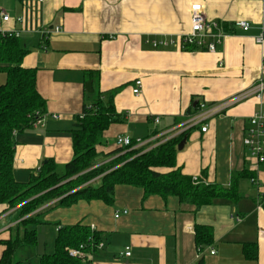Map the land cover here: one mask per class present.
Listing matches in <instances>:
<instances>
[{"label": "crops", "instance_id": "0c3cea01", "mask_svg": "<svg viewBox=\"0 0 264 264\" xmlns=\"http://www.w3.org/2000/svg\"><path fill=\"white\" fill-rule=\"evenodd\" d=\"M197 2L224 33L214 52L151 44L187 33L190 8ZM6 14L9 20H3ZM239 20L250 28H240ZM0 31L19 32L28 51L22 64L37 69L45 112L60 116L48 115L15 134L13 171L20 182L47 160L62 168L72 159L77 116L98 97L122 118L105 133L112 142L109 151L117 135L148 137L176 124L199 103H218L264 79V42H257L264 35L262 0H0ZM137 79L142 80L138 97L132 91ZM89 80L92 92L86 90ZM260 107L264 93L261 100L250 98L214 115L206 132L189 131L177 153L185 174L204 173L205 182L225 188L238 173H252L239 179L236 201L216 198L197 206L124 183L115 186L110 204L80 200L50 210L44 219L51 221L55 214L61 225L80 223L99 232L100 241L88 254L91 264H197L200 259L204 264H264V164L243 143L249 119ZM108 159L100 156L97 163ZM16 211L0 204V239L16 234ZM197 225L210 227V244H197ZM126 246L130 256L122 254ZM3 249L0 242V257ZM255 249L257 258L248 257L246 250L251 255ZM33 254L37 263L41 254Z\"/></svg>", "mask_w": 264, "mask_h": 264}, {"label": "trees", "instance_id": "16d2710c", "mask_svg": "<svg viewBox=\"0 0 264 264\" xmlns=\"http://www.w3.org/2000/svg\"><path fill=\"white\" fill-rule=\"evenodd\" d=\"M27 52L19 36L0 31V72L6 76L0 84V204L16 208L20 223L13 237L0 239L4 246L0 264H91L88 254L98 245L100 234L80 223L60 224L53 252L41 254L37 263L13 258L19 247L37 244V230L29 226L50 223L44 219L50 210L69 207L80 200H102L110 204L118 183L139 186L146 193L173 194L182 202L202 206L216 198L236 201L239 198V179L253 176L242 171L233 178L230 187L225 188L205 182L204 173L199 176L185 174L177 165V146L189 131L148 150L119 146L115 140V146L106 151L112 142L105 133L122 118L112 110L111 104H104L98 97L92 106H85L77 116L72 129V159L62 168H58L54 160H47L40 169L31 173L27 182L17 181L13 171L15 134L32 127L37 114L45 112L46 108V99L37 87V69L22 64ZM100 156L111 159L98 164ZM96 178H99V184H91ZM46 204L49 205L43 208ZM22 224L24 231L20 234ZM195 237L199 246L210 244V227L197 225ZM82 244L85 246L83 256L69 255L70 248H79ZM248 252L246 250L248 257L257 258V249L254 254ZM197 264H204L203 259Z\"/></svg>", "mask_w": 264, "mask_h": 264}, {"label": "built area", "instance_id": "2783aa9c", "mask_svg": "<svg viewBox=\"0 0 264 264\" xmlns=\"http://www.w3.org/2000/svg\"><path fill=\"white\" fill-rule=\"evenodd\" d=\"M264 2V0H262ZM191 27L187 33L178 36L177 38L163 37L161 39L151 40V44L154 47H168L171 45H177L182 50L187 49H204L210 52L216 50V44L222 41L224 33L221 31L220 24L217 21L208 20L206 14L203 11V5L200 2L191 5ZM9 16L3 15V20H9ZM18 20L22 21V17ZM237 25L243 30L247 31L250 28V23L246 20H239ZM56 31L60 28L56 27ZM9 32V31H8ZM11 32V31H10ZM17 36H19L18 31H12ZM257 42H264V35H260L257 38ZM135 96H139L142 92V80L137 79L134 83L132 89ZM264 93V79H259L254 82L249 88L237 92L228 98L208 105L207 103H199L195 111L186 114L181 120L176 124L157 132L152 133L150 136L145 138L133 139L129 135H117L116 144L119 146H125L129 149H151L164 141L181 135L184 132H188L193 128H199L202 132H206L209 127V120L224 110L245 101L250 98L262 99ZM38 113V112H37ZM38 118L33 123V126L42 123L44 118L51 115L54 118H59L60 116L56 113L39 112ZM156 123L160 122V117L154 118ZM243 143L246 147H249L252 154L256 157L257 161L262 164L264 163V108L255 112L249 119V126L246 130V135L243 139ZM254 184H258L255 178L252 179ZM263 195V194H262ZM127 213V210L123 211ZM120 212L115 213V217H119ZM84 245H80L79 248H70L69 255L73 257L83 256L85 254ZM212 253L215 251L212 250ZM123 255L130 256V247L126 246Z\"/></svg>", "mask_w": 264, "mask_h": 264}, {"label": "rangeland", "instance_id": "374dc122", "mask_svg": "<svg viewBox=\"0 0 264 264\" xmlns=\"http://www.w3.org/2000/svg\"><path fill=\"white\" fill-rule=\"evenodd\" d=\"M6 76L5 73L0 72V84L3 83ZM117 137V136H116ZM116 137L111 139V141H115ZM115 143V142H114ZM62 169H59L61 171ZM119 184V183H118ZM117 184V185H118ZM124 184V183H120ZM60 216L53 215V218L51 219L50 224H43L41 225H30L29 228L36 229L37 230V236H38V242L35 246H21L17 249V251L14 254V260L18 261L21 260L23 262H32L34 258L36 257V254L34 255V252H37V254H43V253H51L53 252V236L55 234V231L57 230L58 226L60 225ZM62 218V216H61ZM57 227V228H55ZM20 233L23 234L24 231V225L19 229Z\"/></svg>", "mask_w": 264, "mask_h": 264}, {"label": "water", "instance_id": "95a60500", "mask_svg": "<svg viewBox=\"0 0 264 264\" xmlns=\"http://www.w3.org/2000/svg\"><path fill=\"white\" fill-rule=\"evenodd\" d=\"M86 90L88 92H92L93 91V88H92V81L89 80L87 83H86ZM186 141H187V137H184L180 143L178 144L177 146V149L180 151L184 148L185 144H186Z\"/></svg>", "mask_w": 264, "mask_h": 264}, {"label": "bare ground", "instance_id": "6f19581e", "mask_svg": "<svg viewBox=\"0 0 264 264\" xmlns=\"http://www.w3.org/2000/svg\"><path fill=\"white\" fill-rule=\"evenodd\" d=\"M20 224V223H19Z\"/></svg>", "mask_w": 264, "mask_h": 264}]
</instances>
